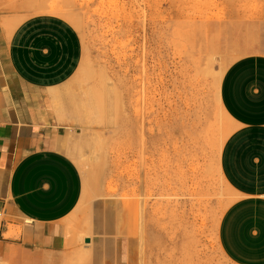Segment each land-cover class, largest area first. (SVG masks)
I'll return each mask as SVG.
<instances>
[{
  "label": "rangeland",
  "instance_id": "rangeland-1",
  "mask_svg": "<svg viewBox=\"0 0 264 264\" xmlns=\"http://www.w3.org/2000/svg\"><path fill=\"white\" fill-rule=\"evenodd\" d=\"M43 14L66 18L83 45L73 232L102 224L106 264H231L217 232L235 200L219 170L233 125L218 90L233 61L264 54V0H0L8 35Z\"/></svg>",
  "mask_w": 264,
  "mask_h": 264
},
{
  "label": "crops",
  "instance_id": "crops-1",
  "mask_svg": "<svg viewBox=\"0 0 264 264\" xmlns=\"http://www.w3.org/2000/svg\"><path fill=\"white\" fill-rule=\"evenodd\" d=\"M82 59L80 35L61 17H29L10 35L0 20V264H68L83 253L106 264L104 226H69L84 189L67 154L81 121L71 82ZM218 97L233 125L219 170L235 195L218 245L231 264H264V54L233 61Z\"/></svg>",
  "mask_w": 264,
  "mask_h": 264
},
{
  "label": "built area",
  "instance_id": "built-area-1",
  "mask_svg": "<svg viewBox=\"0 0 264 264\" xmlns=\"http://www.w3.org/2000/svg\"><path fill=\"white\" fill-rule=\"evenodd\" d=\"M3 224V211L0 209V227Z\"/></svg>",
  "mask_w": 264,
  "mask_h": 264
},
{
  "label": "bare ground",
  "instance_id": "bare-ground-1",
  "mask_svg": "<svg viewBox=\"0 0 264 264\" xmlns=\"http://www.w3.org/2000/svg\"><path fill=\"white\" fill-rule=\"evenodd\" d=\"M49 8H50V7H49ZM45 9H46V8H45ZM53 9H55V7H54ZM43 10H44V9H43ZM56 10H57V9H56ZM56 10H53V12L56 11ZM43 12H47V13H48V12H50V11H48V9H47V11L45 10V11H43ZM65 19H66V18H65ZM69 21H70V20H69ZM11 33H12V32L10 31L9 34H11ZM226 116H227V115H226ZM198 183H199V182H198Z\"/></svg>",
  "mask_w": 264,
  "mask_h": 264
},
{
  "label": "water",
  "instance_id": "water-1",
  "mask_svg": "<svg viewBox=\"0 0 264 264\" xmlns=\"http://www.w3.org/2000/svg\"><path fill=\"white\" fill-rule=\"evenodd\" d=\"M86 242L88 243V240Z\"/></svg>",
  "mask_w": 264,
  "mask_h": 264
}]
</instances>
